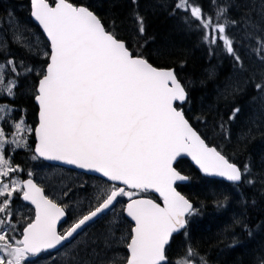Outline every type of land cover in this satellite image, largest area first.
I'll return each instance as SVG.
<instances>
[{"label": "snow or ice", "instance_id": "snow-or-ice-1", "mask_svg": "<svg viewBox=\"0 0 264 264\" xmlns=\"http://www.w3.org/2000/svg\"><path fill=\"white\" fill-rule=\"evenodd\" d=\"M128 5L127 29L115 15H102L97 0H28L24 20L11 8L0 14V264H213L192 233L209 204L220 210L235 202L239 209L217 234L221 252L241 244L242 234L255 235L249 209L257 201L245 189L259 184L264 196V171H254L251 156L238 163L235 153L264 138V0L259 7L256 0L153 5L196 34L209 60L231 61L234 75L217 89L225 109L201 103L196 112L191 82L146 51L153 38L139 0ZM167 54L154 52L159 60ZM246 56L255 63L246 64ZM207 74L214 79L215 67ZM250 87L260 110L234 140L243 112L236 101ZM21 95L34 101L32 123L15 103ZM20 148L33 161L58 163L44 166L53 171L41 183L32 170L23 178L24 169L13 164ZM184 157L202 177L220 178L204 180L198 203L178 190V182L192 179L181 168ZM85 174H93L91 191L87 180L75 185L86 196L73 201L71 178ZM56 175L65 179L57 184ZM99 221L103 227L91 231ZM249 264H264V244Z\"/></svg>", "mask_w": 264, "mask_h": 264}, {"label": "trees", "instance_id": "trees-1", "mask_svg": "<svg viewBox=\"0 0 264 264\" xmlns=\"http://www.w3.org/2000/svg\"><path fill=\"white\" fill-rule=\"evenodd\" d=\"M99 7L98 11L111 18L115 15L117 23L124 21L123 28L127 29L131 26V17L129 15L130 8L128 0H97ZM165 0H139L140 13L147 20V35L153 39L146 45V51L153 53L151 59L154 63H160L170 67H174L179 76L184 82L189 84L190 97L192 101L193 111L199 109L201 103L205 106L213 105L219 108L220 111L225 109V103L222 99L217 100V89L222 87L226 78L232 73L231 61L227 58L219 59L213 57L209 60L205 48L199 46L198 36L194 33H188L178 26V21L170 18L162 7L154 8L153 5H162ZM28 0H0V14H3L5 9L11 8L16 17L24 20L27 13ZM256 5L259 7V0H256ZM235 15V10L232 11ZM239 39V34H236ZM164 48L167 55L159 60L154 55L157 49ZM13 51L18 55H23V51L13 46ZM181 61H185L181 67ZM246 64H254V60L245 57ZM215 67V78L208 79L207 70ZM258 67V65H257ZM204 81V83H201ZM19 91V90H18ZM256 95L253 88H248L244 95L237 98L236 103L242 106L243 112L239 121L233 125V138L244 126L247 118L255 110L259 113L261 101L259 99L252 100ZM23 101L30 106V100L23 95ZM31 116H34V108L29 111ZM32 116V117H33ZM229 155L232 154V149L229 148ZM264 153V138L257 136L251 140L245 149L243 145L239 151L235 153V158L238 163L252 157L254 171L260 172L264 169L260 166V156ZM36 161H33L34 165ZM191 170V168L189 167ZM192 177L191 182L181 189L182 193L188 196L194 203H198L204 196V179L197 172L190 171ZM259 184L256 188H246L245 195L251 199L255 198L257 206L254 209H249V223L254 229L255 235L249 239L247 234L241 235L242 243L233 249H226L221 252L223 245H216L217 234L223 227L224 223L229 220L234 211H239L235 202L231 203L226 209L217 210L211 204L202 210L199 216L192 225V233L194 241H199L202 250H208L213 264H249L252 256L264 244V227L257 226L264 221V196L259 191ZM239 231V229H237ZM182 236H177L173 244L175 248ZM211 246V247H210Z\"/></svg>", "mask_w": 264, "mask_h": 264}, {"label": "flooded vegetation", "instance_id": "flooded-vegetation-1", "mask_svg": "<svg viewBox=\"0 0 264 264\" xmlns=\"http://www.w3.org/2000/svg\"><path fill=\"white\" fill-rule=\"evenodd\" d=\"M19 90V89H18ZM17 90V91H18ZM25 97H28L27 95H24ZM29 100H30V106L27 105V103H25L23 101V95L19 96V98L16 100V104L20 107V108H26L27 109V113H26V119L28 121V123H32L33 119H34V116L32 117L31 114L29 113L30 110H32V107H33V100L30 99V97H28ZM18 118V117H17ZM5 130H7V126H5ZM33 147V145H32ZM31 155L32 153L29 152V151H26L25 149L23 148H20V149H17L15 151V153L13 154V164L16 165H20L23 169H24V172L22 174L23 178H27V172L29 170H32L33 171V167L34 165L32 164L33 160L31 159ZM36 163H38L36 161ZM36 180L39 182V180L36 178ZM20 211L22 212H26L27 209H20ZM111 213L108 214V216L110 215ZM107 217V216H106ZM67 220L68 222L70 223L71 222V215L69 214V216L67 217ZM64 227H67V223H65L63 221V223L60 225L59 228L63 229Z\"/></svg>", "mask_w": 264, "mask_h": 264}, {"label": "rangeland", "instance_id": "rangeland-1", "mask_svg": "<svg viewBox=\"0 0 264 264\" xmlns=\"http://www.w3.org/2000/svg\"><path fill=\"white\" fill-rule=\"evenodd\" d=\"M52 171H53V169H51V168H46V167H44V166H40V167H38L34 172L36 173V178L41 180V177H44L46 174H48V173H50V172H52ZM57 171H58V170H57ZM62 179H65V177H62V176H59V175L53 176V181H54L55 183H57V184H59V182H60ZM71 180H72V185H73L74 191L70 193V196H71V198H72L73 201H75V200H77V199H82V198H84V197L86 196V192H85L84 190H80V191H78V192L75 191V185H78L79 183H81V182L87 180V181H88V184H89V189H88V191H89V192L91 191V187H90V186H91L92 183H93L92 180L87 179V178H83V177H80L79 179H75V177H72ZM65 199H67V198H65ZM86 207H87V203L85 202V208H86ZM119 207H120V206H119ZM119 207H117V208H119ZM111 216H112V214H111L110 216H108L107 218H105V220L110 219ZM104 222H105V221H100V222H98V223L95 225V228L92 229L91 231H96V230L102 228L103 225H104ZM39 264H44V261H40Z\"/></svg>", "mask_w": 264, "mask_h": 264}, {"label": "water", "instance_id": "water-1", "mask_svg": "<svg viewBox=\"0 0 264 264\" xmlns=\"http://www.w3.org/2000/svg\"><path fill=\"white\" fill-rule=\"evenodd\" d=\"M184 158H186L190 163H191V161H190V159L189 158H187V157H184ZM41 161H43V160H41ZM43 162H46V163H48V164H53V165H55V164H57L58 162H53V161H43ZM192 164V163H191ZM192 166L195 168V166L192 164ZM64 167H68V166H64ZM76 171H81V170H76ZM196 171L198 172V170L196 169ZM199 173V172H198ZM200 174V173H199ZM86 175H93V174H86ZM201 176H202V174H200ZM206 178H210V179H217V180H220V178H213V177H206ZM179 184H185V183H187V182H178ZM225 183H227V182H225ZM154 194V193H153ZM156 195V194H155Z\"/></svg>", "mask_w": 264, "mask_h": 264}]
</instances>
